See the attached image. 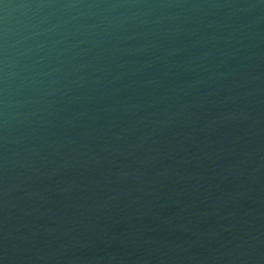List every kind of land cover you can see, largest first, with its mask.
Listing matches in <instances>:
<instances>
[{"label": "water", "instance_id": "obj_1", "mask_svg": "<svg viewBox=\"0 0 264 264\" xmlns=\"http://www.w3.org/2000/svg\"><path fill=\"white\" fill-rule=\"evenodd\" d=\"M0 264H264V0H0Z\"/></svg>", "mask_w": 264, "mask_h": 264}]
</instances>
